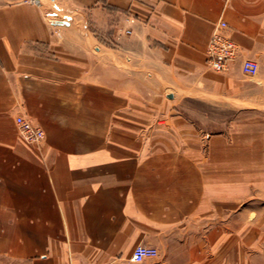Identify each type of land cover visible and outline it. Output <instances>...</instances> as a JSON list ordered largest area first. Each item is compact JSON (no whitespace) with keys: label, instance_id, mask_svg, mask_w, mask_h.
I'll use <instances>...</instances> for the list:
<instances>
[{"label":"crops","instance_id":"1","mask_svg":"<svg viewBox=\"0 0 264 264\" xmlns=\"http://www.w3.org/2000/svg\"><path fill=\"white\" fill-rule=\"evenodd\" d=\"M190 97L264 110V0H0V264H264V120L206 135Z\"/></svg>","mask_w":264,"mask_h":264},{"label":"built area","instance_id":"2","mask_svg":"<svg viewBox=\"0 0 264 264\" xmlns=\"http://www.w3.org/2000/svg\"><path fill=\"white\" fill-rule=\"evenodd\" d=\"M226 27L227 22L221 21L207 49L209 67L216 72L226 71L239 56V46L225 33ZM242 69L248 75H256L259 71V63L254 59H245ZM17 124L20 136L28 143H40L46 137L44 129L30 118L20 115L17 117ZM158 254L157 248L139 244L134 250L132 261L143 262L146 259L157 257Z\"/></svg>","mask_w":264,"mask_h":264},{"label":"rangeland","instance_id":"3","mask_svg":"<svg viewBox=\"0 0 264 264\" xmlns=\"http://www.w3.org/2000/svg\"><path fill=\"white\" fill-rule=\"evenodd\" d=\"M55 13V9L52 7H50L46 12L48 18H50L51 20H59L60 17H57ZM62 20H64V18H62ZM227 27L224 30L225 33ZM207 65L209 67L208 57ZM231 65L229 66V68L231 67ZM229 68L227 70H229ZM185 107L190 114V121L192 122V124H194L199 130L202 131V133H205L206 135H208V133H217L219 131L225 130L226 128L230 129L236 124L240 125V122L243 119H249L250 117L256 115L259 116L260 120H264V110L254 112L247 109L244 110L242 108L218 106L208 103L201 97H190V100L185 101Z\"/></svg>","mask_w":264,"mask_h":264}]
</instances>
